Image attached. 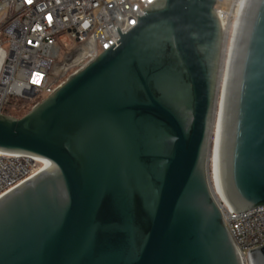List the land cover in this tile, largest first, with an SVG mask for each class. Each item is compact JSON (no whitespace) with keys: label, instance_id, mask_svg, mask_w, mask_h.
<instances>
[{"label":"water","instance_id":"95a60500","mask_svg":"<svg viewBox=\"0 0 264 264\" xmlns=\"http://www.w3.org/2000/svg\"><path fill=\"white\" fill-rule=\"evenodd\" d=\"M216 1L155 0L24 116L0 114V152L45 163L0 196V264H242L208 172ZM225 94L220 188L241 212L264 204V0H247Z\"/></svg>","mask_w":264,"mask_h":264},{"label":"built area","instance_id":"2783aa9c","mask_svg":"<svg viewBox=\"0 0 264 264\" xmlns=\"http://www.w3.org/2000/svg\"><path fill=\"white\" fill-rule=\"evenodd\" d=\"M154 1L0 0V114H7L12 98L36 104L52 94L121 38L117 28L123 35L138 24ZM246 4L216 1L224 53L231 52ZM44 166L29 155L0 152V196ZM210 184L242 264H252L251 250L264 245V204L235 212L221 188Z\"/></svg>","mask_w":264,"mask_h":264},{"label":"bare ground","instance_id":"6f19581e","mask_svg":"<svg viewBox=\"0 0 264 264\" xmlns=\"http://www.w3.org/2000/svg\"><path fill=\"white\" fill-rule=\"evenodd\" d=\"M228 54V55H227ZM227 55L228 59L225 64H221L220 74H219V83L217 96L215 101V110L214 116L211 124V131L209 136V159H208V172L209 180L214 186L220 187V177H219V151H220V141L223 125V114H224V102H225V92L227 79L229 75V62L231 52L227 53L225 50L224 56Z\"/></svg>","mask_w":264,"mask_h":264},{"label":"trees","instance_id":"16d2710c","mask_svg":"<svg viewBox=\"0 0 264 264\" xmlns=\"http://www.w3.org/2000/svg\"><path fill=\"white\" fill-rule=\"evenodd\" d=\"M35 102L36 101L12 98L9 105L6 107L5 112L8 115L22 117L31 109Z\"/></svg>","mask_w":264,"mask_h":264},{"label":"rangeland","instance_id":"374dc122","mask_svg":"<svg viewBox=\"0 0 264 264\" xmlns=\"http://www.w3.org/2000/svg\"><path fill=\"white\" fill-rule=\"evenodd\" d=\"M3 15H4V11H0V23H1V20L3 18ZM227 55H225V56L223 55V59H222V64L223 65L225 64L226 60L228 59ZM220 83H221V81H220ZM220 83H219V87H220ZM218 92H219V90H218Z\"/></svg>","mask_w":264,"mask_h":264}]
</instances>
